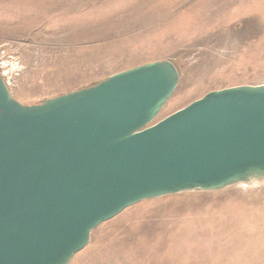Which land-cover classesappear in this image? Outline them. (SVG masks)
I'll list each match as a JSON object with an SVG mask.
<instances>
[{
    "label": "water",
    "instance_id": "1",
    "mask_svg": "<svg viewBox=\"0 0 264 264\" xmlns=\"http://www.w3.org/2000/svg\"><path fill=\"white\" fill-rule=\"evenodd\" d=\"M179 81L154 61L23 105L0 77V264H69L142 201L264 183V85L210 91L153 123Z\"/></svg>",
    "mask_w": 264,
    "mask_h": 264
},
{
    "label": "rangeland",
    "instance_id": "2",
    "mask_svg": "<svg viewBox=\"0 0 264 264\" xmlns=\"http://www.w3.org/2000/svg\"><path fill=\"white\" fill-rule=\"evenodd\" d=\"M163 60L180 81L153 123L210 91L264 85V0H0V64L23 105ZM69 264H264V183L142 201Z\"/></svg>",
    "mask_w": 264,
    "mask_h": 264
},
{
    "label": "built area",
    "instance_id": "3",
    "mask_svg": "<svg viewBox=\"0 0 264 264\" xmlns=\"http://www.w3.org/2000/svg\"><path fill=\"white\" fill-rule=\"evenodd\" d=\"M8 63H1L0 64V77L2 78L3 82L5 83L6 87L8 88L10 86V80L12 78V75L8 68H10ZM9 90V89H8Z\"/></svg>",
    "mask_w": 264,
    "mask_h": 264
},
{
    "label": "trees",
    "instance_id": "4",
    "mask_svg": "<svg viewBox=\"0 0 264 264\" xmlns=\"http://www.w3.org/2000/svg\"><path fill=\"white\" fill-rule=\"evenodd\" d=\"M178 71H179V69H178ZM179 73H180V72H179ZM100 82H101V81H100ZM98 83H99V82H97L96 84H98ZM96 84H93V85H96ZM93 85H92V86H93Z\"/></svg>",
    "mask_w": 264,
    "mask_h": 264
}]
</instances>
